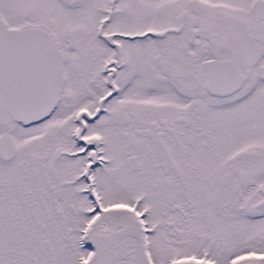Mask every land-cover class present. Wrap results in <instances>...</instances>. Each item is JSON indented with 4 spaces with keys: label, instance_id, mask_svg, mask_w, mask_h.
Returning a JSON list of instances; mask_svg holds the SVG:
<instances>
[{
    "label": "snow or ice",
    "instance_id": "6c2138e0",
    "mask_svg": "<svg viewBox=\"0 0 264 264\" xmlns=\"http://www.w3.org/2000/svg\"><path fill=\"white\" fill-rule=\"evenodd\" d=\"M0 264H264V0H0Z\"/></svg>",
    "mask_w": 264,
    "mask_h": 264
}]
</instances>
